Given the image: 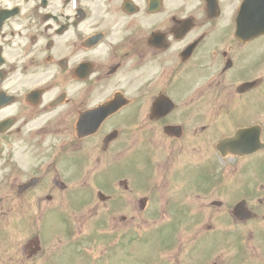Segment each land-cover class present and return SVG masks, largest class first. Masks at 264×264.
<instances>
[{"label": "flooded vegetation", "instance_id": "obj_1", "mask_svg": "<svg viewBox=\"0 0 264 264\" xmlns=\"http://www.w3.org/2000/svg\"><path fill=\"white\" fill-rule=\"evenodd\" d=\"M10 5L19 6L15 19L27 23V45L16 52L0 45V91L20 104L27 88L53 76L62 104L71 106L67 115L73 117L123 94L165 106L159 98L170 96L175 83L189 86L180 74L202 79L206 69L213 73L222 16L237 0H10ZM186 46L191 49L181 57ZM210 84L223 86L218 92L225 87L219 77ZM179 95L177 90L174 96ZM175 104V109L166 105L165 116L157 120L170 118L178 107L187 113L188 105ZM18 117L14 127L20 134ZM166 124L179 125L173 134L181 130L185 136L183 122ZM199 127L205 131L207 125Z\"/></svg>", "mask_w": 264, "mask_h": 264}, {"label": "rangeland", "instance_id": "obj_2", "mask_svg": "<svg viewBox=\"0 0 264 264\" xmlns=\"http://www.w3.org/2000/svg\"><path fill=\"white\" fill-rule=\"evenodd\" d=\"M196 80L197 79H191L188 83L190 84ZM221 87V85H214L211 89L192 101L191 103L195 104V106H190V117H182L179 110L180 108L178 107L171 118H166L158 122L160 129L163 124L167 122L177 123L181 121L186 125H184L185 137L180 140L175 137L169 138L162 133L154 136L155 142H153V145L155 147L157 145L158 148L156 147V155L151 161L160 162L157 164L162 169V174L160 176L162 187L172 186L173 188L170 193L172 198L169 202L178 201L188 208L190 206L196 208L198 204H203L204 207L208 208V211L217 213L218 208L215 202L219 199L213 194L206 195L198 193L199 191L190 188V186L196 183V170L200 166H205L207 160L214 154V128L207 130L204 135H199L198 126L205 124L207 121L204 119H196L198 118V115H196L197 112L200 113L201 111L202 114H206L207 116H211L214 113L217 119H227L228 125L221 128L222 132L233 131L235 126L241 122V119L237 118L235 115L238 114L236 110L239 109L241 103L239 101H244L245 98L236 100L233 98V94H229L228 91L224 90L218 93L217 89ZM186 91L187 90L180 93L178 104H183L181 102V97ZM258 111L259 113L254 115V119H258L264 123V111ZM194 116L197 120L196 123L191 119ZM211 120H213V117ZM211 120H209L208 123H210ZM125 132L126 130L120 133L116 141L109 145L111 146L110 149L101 151V146L95 144V148L93 147V149H91L93 151V160L83 168L82 173H78L74 167V163H65L63 167L60 166L57 171L49 174V178L46 176V181H43L44 185L42 184L39 190L32 189L23 193V198L20 199H16V197L8 199L5 205L6 212L2 213L0 210V217L6 219L9 226V239L0 236V264H78L77 258L74 260L73 258L75 254L78 257L80 256L81 245L85 244H92L95 246L93 254L98 258L117 253L116 257L109 264H156L158 260L162 259L161 255L157 254L159 246L169 247L167 253L175 256L164 264H194V257L199 255L194 247L196 243L195 238L205 233V229L201 224H190L193 223L192 220L196 221L194 216L195 213L190 214L187 213L185 209H177L179 213L176 208L180 207L176 205L173 211V206L168 209L169 216L166 212L165 215L159 214L156 211V203L153 199H151L146 209L141 212L137 208H120L121 210L118 209L112 212L114 215L110 218V221L114 220L115 224H109V228L110 231L115 234H118L119 230H126L128 234L126 240H128V238H130V240L124 243L125 247L123 246V249L121 247L122 242L115 247H108L106 245L108 239L105 238L106 229H108V227L105 228L101 219H96H98L103 212L109 213L110 206L117 208L123 205L122 199L119 201L120 194L124 192L119 188L121 186H108L109 188H107L106 185L103 186V189L111 198L103 202V204H97L92 212H83L78 204L75 207L71 206V203L74 201L71 190L66 189L61 191L55 188L54 181L56 178L66 182L69 189H74L73 187H77V184L81 186V184L86 181L92 184V189L94 191L98 187H102L100 184L101 181L98 183V181L94 180H96L97 175H99L101 167L109 162L111 164L119 155L124 156L127 152V148L122 142ZM143 146L145 147L147 145ZM159 146L165 147L168 152L160 153ZM261 154L262 152L243 160V162H256L255 166L250 170V174L253 176H244V178L250 186L257 180L258 185L260 187L263 185L264 188V178L256 176L262 169L260 167V161H258V157ZM151 161H147V163ZM179 169L181 170L180 174L177 173ZM76 172L80 177L74 175ZM56 173L59 175L58 177H55ZM120 177H127L133 188V191L130 192L135 195L139 194L136 181L137 177L130 173H127V175L121 174ZM181 188H183L182 193H180ZM206 192L208 193L209 191ZM140 194H145V191H141ZM94 197H92L94 198L92 200L93 204L101 202L96 200L95 194ZM162 205L164 204L162 203ZM41 207L46 208L47 211L52 208L54 212H47L44 220H42V222L46 223V233L42 237L43 244L41 245V249L32 253L31 260L22 263V255L18 253L17 247L19 244H27L31 240L34 231L31 230L32 228H30V226H35L37 228V223H40L39 216L41 214L38 213V210ZM64 207H67L68 211L65 214H61L58 210ZM74 210L77 212L74 213ZM57 212L63 215L62 218L56 214ZM20 215L25 217L28 223L24 226L25 231L23 230V225L18 222ZM76 221L80 222L79 226L82 233L93 232L96 234V237L94 236L93 239V234L90 238L84 239L82 243H80V246L74 245L70 239H72V231L74 234L76 233V224H74ZM170 222L172 223L170 226L167 228L164 227V225L170 224ZM58 223H60V226ZM150 234L153 235L149 237ZM136 236L141 237L136 241L133 239ZM171 237L175 238L173 242H171ZM131 240L133 241L130 242ZM138 241H140V243ZM225 241L226 243L221 247L220 252L225 256L227 251L232 249L230 258L226 259L228 258L227 256L219 261V263L231 264V258L235 260V258L239 257L238 249L236 250L234 241ZM200 247L205 255H209L212 254L213 249L216 248V243L215 241L211 243H202ZM80 261L82 264H87L84 258L80 259Z\"/></svg>", "mask_w": 264, "mask_h": 264}]
</instances>
